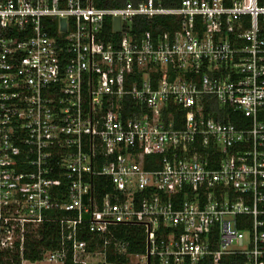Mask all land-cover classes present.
Wrapping results in <instances>:
<instances>
[{
	"label": "built area",
	"instance_id": "1",
	"mask_svg": "<svg viewBox=\"0 0 264 264\" xmlns=\"http://www.w3.org/2000/svg\"><path fill=\"white\" fill-rule=\"evenodd\" d=\"M137 2L0 0V251L116 264L139 226L129 261L262 264L264 0Z\"/></svg>",
	"mask_w": 264,
	"mask_h": 264
},
{
	"label": "trees",
	"instance_id": "2",
	"mask_svg": "<svg viewBox=\"0 0 264 264\" xmlns=\"http://www.w3.org/2000/svg\"><path fill=\"white\" fill-rule=\"evenodd\" d=\"M134 3H138L137 0H132ZM128 0H96L98 6L102 7H122L125 6ZM181 0H163V4L166 7H177L180 5ZM178 27V23L174 16H156L152 19L146 17L137 16L134 18L133 28L135 32H141L144 30L158 31H169ZM215 111L218 110L216 106L213 108ZM230 118L234 124L238 127L248 124V119L244 118L242 114L238 112L228 111ZM215 117H220L219 113L215 112ZM41 238H36L34 235L29 236L26 239V246L23 253L19 250H4L0 251V264H21L22 258L31 262L42 260V249L56 248L58 241L57 227L53 226L46 232H42ZM116 236L119 239L129 241L128 253L119 254L111 246L109 248L108 259L110 262H116V264H125L130 262L129 254L144 253L145 243L144 234L139 226H120L117 229ZM64 264H75L70 257H68ZM221 264H242V257L228 256L222 260ZM264 264V259L262 260Z\"/></svg>",
	"mask_w": 264,
	"mask_h": 264
},
{
	"label": "rangeland",
	"instance_id": "3",
	"mask_svg": "<svg viewBox=\"0 0 264 264\" xmlns=\"http://www.w3.org/2000/svg\"><path fill=\"white\" fill-rule=\"evenodd\" d=\"M26 264H58V263L49 262L46 260H40V261H36V262L28 261ZM129 264H143V263L140 261L139 258L132 257Z\"/></svg>",
	"mask_w": 264,
	"mask_h": 264
},
{
	"label": "water",
	"instance_id": "4",
	"mask_svg": "<svg viewBox=\"0 0 264 264\" xmlns=\"http://www.w3.org/2000/svg\"><path fill=\"white\" fill-rule=\"evenodd\" d=\"M119 28H120V19L119 18H116L115 19V29L116 30H119Z\"/></svg>",
	"mask_w": 264,
	"mask_h": 264
}]
</instances>
